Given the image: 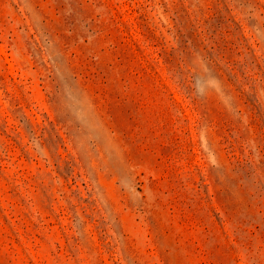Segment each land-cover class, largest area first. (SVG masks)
Here are the masks:
<instances>
[{
    "label": "rangeland",
    "instance_id": "rangeland-1",
    "mask_svg": "<svg viewBox=\"0 0 264 264\" xmlns=\"http://www.w3.org/2000/svg\"><path fill=\"white\" fill-rule=\"evenodd\" d=\"M0 264H264V0H0Z\"/></svg>",
    "mask_w": 264,
    "mask_h": 264
}]
</instances>
